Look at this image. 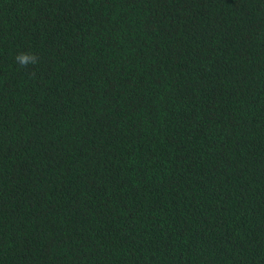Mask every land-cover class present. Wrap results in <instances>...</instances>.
<instances>
[{
    "label": "trees",
    "instance_id": "obj_1",
    "mask_svg": "<svg viewBox=\"0 0 264 264\" xmlns=\"http://www.w3.org/2000/svg\"><path fill=\"white\" fill-rule=\"evenodd\" d=\"M0 264H264V0H0Z\"/></svg>",
    "mask_w": 264,
    "mask_h": 264
},
{
    "label": "clouds",
    "instance_id": "obj_2",
    "mask_svg": "<svg viewBox=\"0 0 264 264\" xmlns=\"http://www.w3.org/2000/svg\"><path fill=\"white\" fill-rule=\"evenodd\" d=\"M15 61L20 67L26 68L38 64L39 58L34 52H19L15 56Z\"/></svg>",
    "mask_w": 264,
    "mask_h": 264
}]
</instances>
